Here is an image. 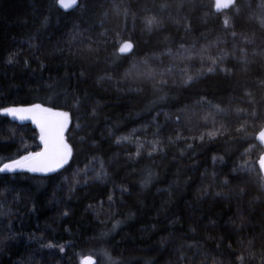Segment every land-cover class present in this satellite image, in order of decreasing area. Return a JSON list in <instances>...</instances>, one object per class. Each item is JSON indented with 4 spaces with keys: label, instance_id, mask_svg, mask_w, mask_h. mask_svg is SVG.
<instances>
[{
    "label": "trees",
    "instance_id": "obj_1",
    "mask_svg": "<svg viewBox=\"0 0 264 264\" xmlns=\"http://www.w3.org/2000/svg\"><path fill=\"white\" fill-rule=\"evenodd\" d=\"M214 4L80 0L65 12L54 0H0V109L73 114L68 165L0 173V264H79L89 252L97 264H264V0ZM220 55L229 71L209 73ZM145 60L173 71L126 76ZM41 147L31 121L0 113V162Z\"/></svg>",
    "mask_w": 264,
    "mask_h": 264
},
{
    "label": "snow or ice",
    "instance_id": "obj_2",
    "mask_svg": "<svg viewBox=\"0 0 264 264\" xmlns=\"http://www.w3.org/2000/svg\"><path fill=\"white\" fill-rule=\"evenodd\" d=\"M235 0H215L214 8L216 12H221L225 9H228L234 5ZM54 6H58L64 11L75 10L79 7L78 0H54ZM264 8V5H261ZM225 28L229 26V20L227 18L223 21ZM147 24L149 28L155 26V20H148ZM235 36V33H233ZM135 45L133 42L129 40H122L119 42V53L120 54H128L131 53L134 49ZM95 50L91 47L86 49L88 54L93 53ZM206 49H202L199 53H196L201 60V65L203 66L205 63V53ZM186 59H192V56L185 57ZM225 57L223 55L218 56L215 59L210 58L211 67L208 68V72H214L217 69L227 73L229 70L225 68H220V64L223 63ZM9 63L13 62V58H9ZM144 69L140 70V67ZM135 71L139 77H142L145 80H155L156 76L159 75L163 77L165 72H172L173 69L167 68L165 72H157L155 69L151 68L148 64V61H142L138 64H133L132 69L126 73V76L131 75L132 72ZM183 74V73H182ZM203 73H198L197 77H193L191 75L186 76L184 79V84L188 85L193 82L194 79L198 78ZM161 85L166 84L167 80L161 79L159 81ZM80 100L77 98L72 105L74 108L80 107ZM198 105L203 103H208L210 108H215L218 113L223 110L219 108L218 105H211L210 102L207 101H198ZM0 113L11 116L14 119H18L20 121L31 120L36 127L39 129V141L42 145L39 151H27L25 154L18 156L17 158H10L6 162H0V173H18V172H28V173H39L44 176H47L51 173L59 172L73 158V146L68 142L66 137V133L69 131L70 126L73 123V114L70 111L58 110L54 107H46L41 103H33L29 106H10L4 107L0 109ZM94 114V112H93ZM253 119H259L257 113L252 114ZM179 119V118H178ZM75 127L80 128V124L77 122ZM243 130V128L241 129ZM222 132L220 130H216L213 132H208L200 135L199 139L203 141L205 136L209 139L215 138L217 135H221ZM256 139L260 141L261 144H264V128H262ZM119 142V141H118ZM191 147V145H189ZM139 155V152L137 153ZM257 163L259 164V172L264 174V154L260 155ZM103 167V166H102ZM107 173L102 172L97 175L96 179H102L106 177ZM264 178V177H262ZM77 182H79L77 180ZM86 183V181H85ZM225 184L228 181H224ZM241 194H243L244 189L241 188ZM217 195H220L217 193ZM111 199V198H110ZM67 215V213H65ZM195 231V229H193ZM253 246V241H249L248 251L251 252V248ZM52 247V245H49ZM231 247V246H230ZM60 251L63 252L64 248L61 246ZM103 255L107 256L109 261H111V257L105 252ZM236 259L239 261V264H246L245 257L243 255H238ZM79 264H96V259L94 255L89 252L87 254H80L79 256ZM112 264H115V261H112Z\"/></svg>",
    "mask_w": 264,
    "mask_h": 264
},
{
    "label": "water",
    "instance_id": "obj_3",
    "mask_svg": "<svg viewBox=\"0 0 264 264\" xmlns=\"http://www.w3.org/2000/svg\"><path fill=\"white\" fill-rule=\"evenodd\" d=\"M78 2H79V4H80V0H78ZM61 9V8H60ZM61 10H63V9H61ZM64 11V10H63ZM69 11H71V10H69ZM66 12V11H65ZM68 12V11H67ZM128 54H130V53H128ZM29 121H31V120H29ZM32 122V121H31ZM33 123V122H32ZM34 124V123H33ZM34 126L36 127V125L34 124ZM37 128V127H36ZM262 128H264V126L262 127ZM261 128V129H262ZM37 130L39 131V129L37 128ZM259 133V132H258ZM258 133H257V135H258ZM257 135H256V137H257ZM257 140V142L259 143V145L262 147V149H263V151H262V153H261V155L262 154H264V144H261L260 143V141L258 140V139H256ZM258 161V160H257ZM257 165H258V168H259V164L257 163ZM35 174H39V173H35ZM262 175V177H264V174H261ZM263 180H264V178H263ZM95 259H96V264H97V258L96 257H94Z\"/></svg>",
    "mask_w": 264,
    "mask_h": 264
},
{
    "label": "rangeland",
    "instance_id": "obj_4",
    "mask_svg": "<svg viewBox=\"0 0 264 264\" xmlns=\"http://www.w3.org/2000/svg\"><path fill=\"white\" fill-rule=\"evenodd\" d=\"M11 117V116H10ZM12 118V117H11ZM14 119V118H13Z\"/></svg>",
    "mask_w": 264,
    "mask_h": 264
}]
</instances>
